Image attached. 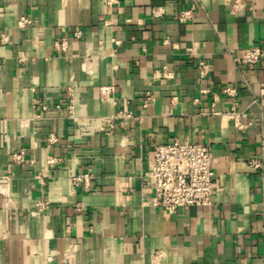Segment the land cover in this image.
Masks as SVG:
<instances>
[{"label": "crops", "instance_id": "1", "mask_svg": "<svg viewBox=\"0 0 264 264\" xmlns=\"http://www.w3.org/2000/svg\"><path fill=\"white\" fill-rule=\"evenodd\" d=\"M252 46L264 0H0V264H264V57L238 61ZM173 141L209 144L212 205H151L145 174Z\"/></svg>", "mask_w": 264, "mask_h": 264}, {"label": "built area", "instance_id": "2", "mask_svg": "<svg viewBox=\"0 0 264 264\" xmlns=\"http://www.w3.org/2000/svg\"><path fill=\"white\" fill-rule=\"evenodd\" d=\"M192 12L193 8L182 11L179 14L180 21L189 20L192 17ZM26 21L23 20V22ZM65 43L66 41L63 40L61 44H57V47L63 48ZM189 55L192 57V52ZM263 57L264 50L260 46H252L246 48L238 61L252 67L258 64ZM197 68L201 77H205L210 70V64L205 60H199ZM174 77L175 72L167 66L155 72L157 80L169 81ZM111 89L109 87L104 88L103 92H110ZM225 92L228 95L236 93L235 89L232 88H226ZM175 99L173 98V100ZM151 103L152 96L147 93L143 107L146 108ZM235 108L234 106L229 116L234 119L238 128H242L244 125L241 123V117L244 113H237ZM109 126L113 128V122H110ZM14 157L16 160H21L22 153ZM55 162H57L56 159L50 160L52 164ZM251 164L256 168H260L262 165L258 160H252ZM216 175L209 144L173 141L156 146L150 170L145 174L144 186L153 194L152 206L173 214L179 209L212 205L216 190ZM37 207L42 211L46 206L39 203Z\"/></svg>", "mask_w": 264, "mask_h": 264}]
</instances>
